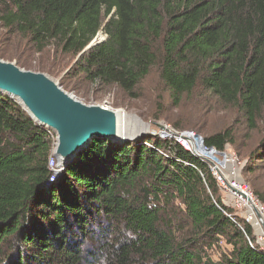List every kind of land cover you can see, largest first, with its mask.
I'll return each instance as SVG.
<instances>
[{"label":"trees","instance_id":"trees-1","mask_svg":"<svg viewBox=\"0 0 264 264\" xmlns=\"http://www.w3.org/2000/svg\"><path fill=\"white\" fill-rule=\"evenodd\" d=\"M0 26L33 54L76 59L66 91L114 87L135 99L158 68L176 106L200 90L251 130L264 122V0H0ZM100 31L105 40L81 54ZM177 130L207 148L232 143L229 130ZM51 134L0 94V264H264L174 140L94 138L48 183ZM249 161L245 181L264 205V135Z\"/></svg>","mask_w":264,"mask_h":264},{"label":"rangeland","instance_id":"rangeland-1","mask_svg":"<svg viewBox=\"0 0 264 264\" xmlns=\"http://www.w3.org/2000/svg\"><path fill=\"white\" fill-rule=\"evenodd\" d=\"M99 34L100 38H106L103 31H100ZM0 53L3 55V58H0L1 60L14 63L17 67L26 71L45 74L49 78L59 81V84L68 68L76 61V59L66 56L56 57L50 49L43 54H33L24 45V42L5 33L1 26ZM17 64H22V67ZM64 91L72 94L86 106L99 105L109 110L121 111L125 115L123 119L125 126L123 127H126L127 133L131 129L133 131L131 135L133 136L137 134L135 129H138L142 123L146 125L148 131H146L145 136L149 134L157 136L160 132L156 126L157 124L172 127L176 131H178L177 129L193 130L202 136L229 130L232 134V143L228 144L230 150L245 163V167L250 162V152L264 135V122H258V128L251 130L249 123L240 110L236 107L224 105L215 98H203L200 90H195L193 93L184 96L180 104L176 106L172 102L166 86L159 78L158 68L153 69L150 75L138 85L135 99H128L114 87L80 86V92L78 93ZM53 133L52 131V151H54L57 144V137ZM130 138H133L130 141H136L141 137L134 139L130 136ZM246 177L251 178L252 176L242 171L244 182L253 192L245 181Z\"/></svg>","mask_w":264,"mask_h":264},{"label":"water","instance_id":"water-1","mask_svg":"<svg viewBox=\"0 0 264 264\" xmlns=\"http://www.w3.org/2000/svg\"><path fill=\"white\" fill-rule=\"evenodd\" d=\"M104 40L98 33L81 54ZM0 94L17 102L36 125L57 134L53 156L55 154L59 168L94 138L107 139L116 144L132 140L118 135L121 127L125 126L121 111L109 110L99 105L86 106L72 94L65 92L59 81L45 74L23 70L14 63L1 59ZM156 126L160 130L164 129L161 124ZM135 131L138 138L145 136L146 125L142 123ZM85 137L86 142L81 144ZM70 150H74L72 155ZM49 172V178L59 174L58 171Z\"/></svg>","mask_w":264,"mask_h":264},{"label":"built area","instance_id":"built-area-1","mask_svg":"<svg viewBox=\"0 0 264 264\" xmlns=\"http://www.w3.org/2000/svg\"><path fill=\"white\" fill-rule=\"evenodd\" d=\"M164 129L157 134L163 140H174L192 153L201 163V167H195L187 162H181L186 167H191L198 174L201 183L206 187L211 201L237 224L236 216L240 223L238 226L244 233L248 245L255 251L264 255V205L257 199L242 178L245 163L230 150L228 144L222 150L207 148L200 135L194 132H178L172 127L161 124ZM52 132V131H51ZM54 135L57 134L54 132ZM176 162L178 160L174 159ZM68 162V161H67ZM66 164L57 167V159L51 151L48 159L50 171H58L59 174L51 176L48 183L61 176ZM214 183L220 193L221 205L216 203L215 198L208 188V183ZM223 208L231 210L229 215ZM243 225L250 228V233L245 232Z\"/></svg>","mask_w":264,"mask_h":264},{"label":"bare ground","instance_id":"bare-ground-1","mask_svg":"<svg viewBox=\"0 0 264 264\" xmlns=\"http://www.w3.org/2000/svg\"><path fill=\"white\" fill-rule=\"evenodd\" d=\"M121 114H123L122 112H121ZM34 115V114H33ZM125 115L123 114V117H124ZM127 118H128V116H127ZM125 124V123H124ZM127 124V123H126ZM129 125V124H128ZM128 132L130 133H127V129H126V127H121V129L119 130V132H118V135L120 136V137H123L124 139H133V138H130V136L131 137H134V139L136 138V137H138V134H136L135 136H133V135H131L132 134V130L131 129H129L128 130ZM121 134V135H120ZM86 140H87V138L85 137V138H83L82 140H81V144H84L85 142H86ZM71 151V150H70ZM69 151V152H70ZM74 153V150L73 151H71L70 152V154L72 155Z\"/></svg>","mask_w":264,"mask_h":264}]
</instances>
